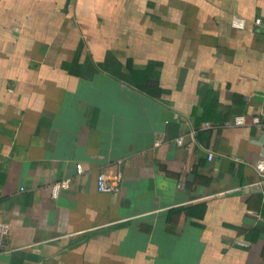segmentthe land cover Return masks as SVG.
Instances as JSON below:
<instances>
[{
  "label": "crops",
  "instance_id": "crops-1",
  "mask_svg": "<svg viewBox=\"0 0 264 264\" xmlns=\"http://www.w3.org/2000/svg\"><path fill=\"white\" fill-rule=\"evenodd\" d=\"M263 159L264 0H0V264H264Z\"/></svg>",
  "mask_w": 264,
  "mask_h": 264
},
{
  "label": "built area",
  "instance_id": "built-area-1",
  "mask_svg": "<svg viewBox=\"0 0 264 264\" xmlns=\"http://www.w3.org/2000/svg\"><path fill=\"white\" fill-rule=\"evenodd\" d=\"M260 20L256 21V24H260ZM234 26L237 28H243L245 26V22L243 20H235ZM255 124H260L261 120L260 118H255L253 120ZM247 122L244 117H237L235 119L234 125L235 126H244ZM177 144L179 146H184V139L179 138L177 139ZM213 159V155H209V160ZM0 169H1V163H0ZM256 170L259 176V181L257 183L258 186H260L264 192V159L260 160L256 166ZM84 173L82 165H78L77 167V174L82 175ZM122 181H123V175L121 172H118L114 176H108L105 172H101L98 175L97 178V188L100 193L105 194H118L122 190ZM72 182V179H65L61 182L55 183L51 188L52 198L58 199L60 196V193L62 190H65L69 188L70 183ZM4 192L2 187L0 186V202L3 199ZM11 227L8 223L0 221V255L4 254L6 252V242L8 240V237L10 235Z\"/></svg>",
  "mask_w": 264,
  "mask_h": 264
},
{
  "label": "trees",
  "instance_id": "trees-1",
  "mask_svg": "<svg viewBox=\"0 0 264 264\" xmlns=\"http://www.w3.org/2000/svg\"><path fill=\"white\" fill-rule=\"evenodd\" d=\"M153 66H155V64H150L146 70L140 72V73H137L138 75H140L141 77L144 78V84H140L138 83V87L143 90L144 92L148 93L149 95L153 96V97H156V96H159V95H162L165 93L164 90H161L160 88L158 87H154L152 86L149 81H151V78H150V74L152 73V68ZM133 74H135V71H133Z\"/></svg>",
  "mask_w": 264,
  "mask_h": 264
}]
</instances>
